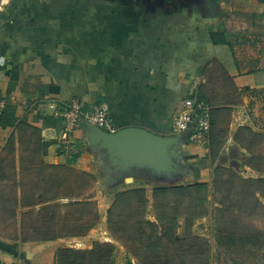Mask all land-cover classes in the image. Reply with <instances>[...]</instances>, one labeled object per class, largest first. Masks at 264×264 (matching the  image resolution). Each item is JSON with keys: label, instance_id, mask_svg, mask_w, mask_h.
I'll return each mask as SVG.
<instances>
[{"label": "crops", "instance_id": "obj_1", "mask_svg": "<svg viewBox=\"0 0 264 264\" xmlns=\"http://www.w3.org/2000/svg\"><path fill=\"white\" fill-rule=\"evenodd\" d=\"M189 96L210 105L209 149L223 134V153L247 162L240 135H264V0H0V264H56L59 249L105 242L140 264L108 233L113 195L143 187L149 210L176 161L189 159L190 182L209 181L212 158L181 139L168 171L114 163L86 124L65 132L78 147L68 160L53 110L104 102L118 130L170 136Z\"/></svg>", "mask_w": 264, "mask_h": 264}, {"label": "trees", "instance_id": "obj_2", "mask_svg": "<svg viewBox=\"0 0 264 264\" xmlns=\"http://www.w3.org/2000/svg\"><path fill=\"white\" fill-rule=\"evenodd\" d=\"M250 162L249 158L245 165L258 171V167ZM226 169L228 168L214 169L211 188L205 179L153 187V221L147 218L149 198L145 188L136 187L116 192L107 210V230L110 237L140 264H192L188 259L189 255L179 250L178 246L187 240L201 241L203 244L205 242L201 264H210L206 240L193 236L190 232L192 221L205 217L208 213L210 191L216 203L219 234L229 233L234 228L239 222L237 214L249 217L261 209L264 211L258 198V194L264 197V177L242 179L235 172ZM180 220L184 221L182 235L178 234ZM228 224L230 229L226 226ZM96 245L91 250L59 249L56 252V264H112V244Z\"/></svg>", "mask_w": 264, "mask_h": 264}, {"label": "rangeland", "instance_id": "obj_3", "mask_svg": "<svg viewBox=\"0 0 264 264\" xmlns=\"http://www.w3.org/2000/svg\"><path fill=\"white\" fill-rule=\"evenodd\" d=\"M209 70V69H208ZM240 142L247 148L250 153L251 164L258 167V171L252 170L248 171L243 162L242 154L238 152L237 154H232L231 150H227V153H223V145H225V136L220 133H212V142L210 143V149H208L207 154L210 155L212 161L207 163V177L209 178L208 184L211 188L210 181L213 178V172L215 168H228L226 170L230 172H235L238 177L245 178H259L264 177V135L253 136L248 132L243 131L240 135ZM185 148H188L189 144L183 141ZM234 152V150H232ZM189 159L184 157L180 161H176L175 171H172L169 177L170 184L189 183L193 178H190L189 173L192 171L188 168L186 163ZM193 159H190V161ZM221 166V167H220ZM248 167V166H247ZM250 168V167H249ZM178 172V173H177ZM174 173V174H173ZM180 176V178L174 177L175 175ZM165 177V173L160 174ZM189 178H188V176ZM186 178V179H185ZM151 198V197H150ZM258 198L264 207V197L258 194ZM236 198H234V201ZM150 203V202H149ZM216 203L213 200V195L210 191L209 195V206L208 213L205 217L198 218L192 221L190 226V232L193 236H198L206 240L209 246V262L210 264H264V211L261 209L254 216H241L237 214L239 222H237L233 229L229 233L217 232L216 225V214H215ZM74 209V208H72ZM153 213L152 206L148 210L149 213ZM230 229V225H226ZM184 221L180 220V225L178 228V234H183ZM235 232V233H234ZM239 232V233H237ZM69 244V243H68ZM63 243V245H68ZM96 244H112V243H93L92 248H96ZM78 245V244H77ZM76 245V246H77ZM206 243L201 241H190L187 240L183 244L179 245V250L189 255L190 263L201 264L203 263L204 255L203 250L206 248ZM82 248L83 246L80 245ZM113 246V261L126 264L127 255H123L119 249H115V244ZM74 250H84L74 247H68ZM87 249V250H91ZM115 250V251H114Z\"/></svg>", "mask_w": 264, "mask_h": 264}, {"label": "built area", "instance_id": "obj_4", "mask_svg": "<svg viewBox=\"0 0 264 264\" xmlns=\"http://www.w3.org/2000/svg\"><path fill=\"white\" fill-rule=\"evenodd\" d=\"M2 104L0 103V109ZM53 115L61 119L65 125L59 140L60 150L68 160L74 158L78 147L70 141L66 131L83 125H92L107 133H116V127L110 108L104 102L87 106L80 97H72L67 102L54 108ZM211 128L210 105L202 98L189 96L184 98L180 109L176 112L172 122V136L184 139L189 147L207 152L209 145V130ZM245 167V166H244ZM252 171L251 168H246ZM251 169V170H250Z\"/></svg>", "mask_w": 264, "mask_h": 264}, {"label": "water", "instance_id": "obj_5", "mask_svg": "<svg viewBox=\"0 0 264 264\" xmlns=\"http://www.w3.org/2000/svg\"><path fill=\"white\" fill-rule=\"evenodd\" d=\"M92 127L96 132L97 139H102L109 147L114 163H117L120 155H125L148 162L163 171H168L171 168L167 164L166 148L180 141L176 136H160L138 127L123 128L113 134L95 126Z\"/></svg>", "mask_w": 264, "mask_h": 264}]
</instances>
